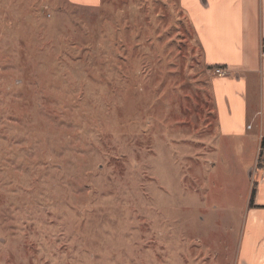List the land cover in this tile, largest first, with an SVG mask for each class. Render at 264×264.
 I'll return each instance as SVG.
<instances>
[{"label": "rangeland", "instance_id": "374dc122", "mask_svg": "<svg viewBox=\"0 0 264 264\" xmlns=\"http://www.w3.org/2000/svg\"><path fill=\"white\" fill-rule=\"evenodd\" d=\"M215 70L179 0H0V264H239Z\"/></svg>", "mask_w": 264, "mask_h": 264}, {"label": "crops", "instance_id": "0c3cea01", "mask_svg": "<svg viewBox=\"0 0 264 264\" xmlns=\"http://www.w3.org/2000/svg\"><path fill=\"white\" fill-rule=\"evenodd\" d=\"M101 1L70 0L89 8L97 7ZM179 4L195 32L203 65L212 72L218 68L225 71L213 83L218 137L255 144L261 153L264 61L260 58V44L264 41V0H179ZM254 181L257 185L252 208L251 190L245 198L248 214L239 264H264V161L263 169L256 170Z\"/></svg>", "mask_w": 264, "mask_h": 264}, {"label": "trees", "instance_id": "16d2710c", "mask_svg": "<svg viewBox=\"0 0 264 264\" xmlns=\"http://www.w3.org/2000/svg\"><path fill=\"white\" fill-rule=\"evenodd\" d=\"M263 150H264V140H262L261 142V153H260V156H259V160L257 162V166H256V169L258 171L262 170L263 169V161H264V153H263ZM256 182L254 181L253 183V189L251 191V197H250V203H249V207H253L254 205V200H255V196H256Z\"/></svg>", "mask_w": 264, "mask_h": 264}, {"label": "built area", "instance_id": "2783aa9c", "mask_svg": "<svg viewBox=\"0 0 264 264\" xmlns=\"http://www.w3.org/2000/svg\"><path fill=\"white\" fill-rule=\"evenodd\" d=\"M260 58L261 60L264 61V41H261V44H260ZM215 75L221 78L223 77V75H225V71L222 70L221 68H218L215 70Z\"/></svg>", "mask_w": 264, "mask_h": 264}]
</instances>
